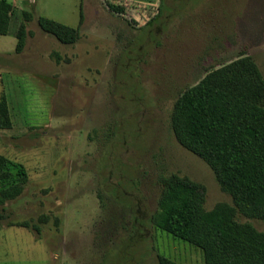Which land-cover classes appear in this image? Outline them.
Segmentation results:
<instances>
[{
    "label": "rangeland",
    "instance_id": "obj_1",
    "mask_svg": "<svg viewBox=\"0 0 264 264\" xmlns=\"http://www.w3.org/2000/svg\"><path fill=\"white\" fill-rule=\"evenodd\" d=\"M7 1L15 14L0 35V99L12 128L0 130L9 161L0 188L27 183L5 206L0 264H204L201 249L151 223L161 176L203 184L207 210L233 204L210 166L178 143L171 114L209 69L243 53L264 75V0ZM81 9L74 45L38 25L43 17L78 28ZM23 11L35 15L33 36L17 54ZM237 219L264 232L263 221Z\"/></svg>",
    "mask_w": 264,
    "mask_h": 264
},
{
    "label": "trees",
    "instance_id": "obj_2",
    "mask_svg": "<svg viewBox=\"0 0 264 264\" xmlns=\"http://www.w3.org/2000/svg\"><path fill=\"white\" fill-rule=\"evenodd\" d=\"M116 13L125 9L110 5ZM161 9V8H160ZM161 11V10H160ZM80 26L73 28L47 18H39L40 29L64 45L81 38ZM15 7L0 0V35L9 34ZM159 16V15H158ZM35 18L23 11L16 33V53L24 51L32 31L27 24ZM57 61L62 59L55 53ZM12 128L7 99H0V130ZM171 128L178 143L206 162L216 175L223 192L233 204L219 203L206 209L207 188L178 174L161 176V195L151 223L168 235L203 252L204 264H264V232L237 218L264 222V75L252 56L211 68L196 85L187 88L176 101ZM8 159L0 154V182L8 178ZM25 170L20 175L25 176ZM27 180L0 188V224L6 219V204L18 199ZM18 226L41 233L38 225ZM1 229V225H0ZM159 264H179L159 256Z\"/></svg>",
    "mask_w": 264,
    "mask_h": 264
}]
</instances>
